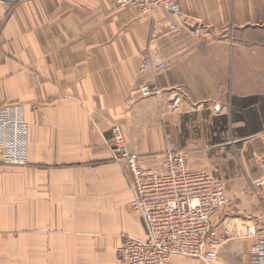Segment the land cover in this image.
<instances>
[{
    "label": "crops",
    "instance_id": "crops-1",
    "mask_svg": "<svg viewBox=\"0 0 264 264\" xmlns=\"http://www.w3.org/2000/svg\"><path fill=\"white\" fill-rule=\"evenodd\" d=\"M178 2L180 15H145L116 0H0V119L17 108L25 161L0 152V264H128L123 237L147 230L111 123L144 163L171 138L225 185L212 219L230 239L213 264H264V0ZM147 58L169 66L141 71ZM145 83L160 94L142 97ZM233 217L256 235L236 236Z\"/></svg>",
    "mask_w": 264,
    "mask_h": 264
},
{
    "label": "built area",
    "instance_id": "built-area-1",
    "mask_svg": "<svg viewBox=\"0 0 264 264\" xmlns=\"http://www.w3.org/2000/svg\"><path fill=\"white\" fill-rule=\"evenodd\" d=\"M120 7L132 5L142 14L157 9L181 14L178 0H116ZM178 30V25H173ZM163 60L147 58L141 71L163 72ZM142 97L160 94L152 84L140 86ZM15 107H5L0 119V152L5 163L22 164L20 129L23 125ZM112 153L124 161L132 177L134 198L129 208L145 223V238L125 235L117 248L118 258L128 264H173L174 255L201 259L213 264L230 239L213 222V214L228 203L226 187L207 169H191L186 155L170 138L166 139L162 159L157 165L142 161L140 153L127 145L122 128L111 124ZM263 184L258 181L257 185ZM238 232V231H237ZM242 232V230H240ZM242 237L255 236V225H246ZM264 255V252H263Z\"/></svg>",
    "mask_w": 264,
    "mask_h": 264
},
{
    "label": "rangeland",
    "instance_id": "rangeland-1",
    "mask_svg": "<svg viewBox=\"0 0 264 264\" xmlns=\"http://www.w3.org/2000/svg\"><path fill=\"white\" fill-rule=\"evenodd\" d=\"M263 46H264V40H263ZM264 57V56H263ZM264 59V58H263ZM111 124H118V123H111ZM120 127H121V125L120 124H118ZM122 128V127H121ZM122 130H123V128H122ZM110 131H111V125H110ZM123 133H124V131H123ZM125 135V134H124ZM171 139V138H170ZM111 140H112V135H111ZM172 140V139H171ZM127 142V141H126ZM166 142V141H165ZM128 145V144H127ZM129 146V145H128ZM263 146H264V144H263ZM111 151H112V141H111ZM130 147V146H129ZM133 149V148H132ZM263 152V151H262ZM261 153V152H260ZM234 156H235V154H233ZM235 157H237V156H235ZM231 161H234L233 159L231 160ZM257 161H259V162H257L258 164H256L255 163V167H256V170H258V165H260V163H264V153H261V154H259V156L257 157ZM234 165H236V162H234L233 163ZM260 181H263V184H264V180H262V179H260ZM258 182V181H257ZM257 182H255L254 183V186L255 187H257V188H259V186L261 187L263 184H261V185H257ZM227 190V189H226ZM258 190V189H257ZM228 202H229V199H228ZM130 211H132L131 209H130ZM132 212H134V211H132ZM136 213V212H135ZM229 223L230 224H232V225H235V224H240L241 226H243V229H244V227L246 226V225H253L252 223H249V222H244L243 220H241V219H236V218H232V219H230V221H229ZM244 232L242 231V232H236L235 233V235L236 236H239V235H241V234H243Z\"/></svg>",
    "mask_w": 264,
    "mask_h": 264
}]
</instances>
